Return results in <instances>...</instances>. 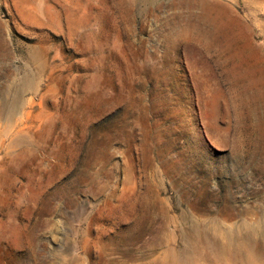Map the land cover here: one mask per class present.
Returning a JSON list of instances; mask_svg holds the SVG:
<instances>
[{
	"label": "rangeland",
	"instance_id": "1",
	"mask_svg": "<svg viewBox=\"0 0 264 264\" xmlns=\"http://www.w3.org/2000/svg\"><path fill=\"white\" fill-rule=\"evenodd\" d=\"M263 224L264 0H0V264H264Z\"/></svg>",
	"mask_w": 264,
	"mask_h": 264
},
{
	"label": "bare ground",
	"instance_id": "2",
	"mask_svg": "<svg viewBox=\"0 0 264 264\" xmlns=\"http://www.w3.org/2000/svg\"><path fill=\"white\" fill-rule=\"evenodd\" d=\"M261 230H262V228H261ZM238 231H239V228H237V229H235L234 227L229 228L228 231H227L228 234H226V236H228V237H227V240L225 242H221V240L224 239V236H225L222 229H219V228H216V227L211 228L210 226H209V228H206V226H202V227L200 226V228H197V230L195 232H196V237L198 238L197 240L199 242H201L204 247L218 246L221 249L222 248L226 249L227 246L229 247L230 245H232L235 242L234 241V238L237 237ZM209 232L211 233V235H209ZM258 232L256 230L253 231V233L258 234L259 235V238L261 240H263V242H264V233H263V231H260L259 233ZM250 233H251V231H250ZM207 234L209 236H207ZM241 239L244 242H246V239H248V238L243 235L241 237ZM220 243H222V244H220ZM223 252H224V250H223ZM235 252H237V251H234V253ZM220 254H222V253L220 252ZM227 260H228V258H227ZM222 261H224V260L222 259ZM183 263L185 264V262L181 259L180 255L174 250V248L173 249L172 248H169V249L165 250L164 257H163L162 261L157 262L156 264H183Z\"/></svg>",
	"mask_w": 264,
	"mask_h": 264
}]
</instances>
